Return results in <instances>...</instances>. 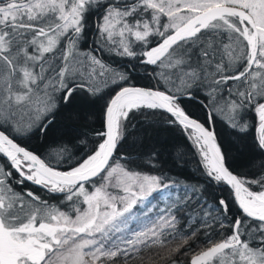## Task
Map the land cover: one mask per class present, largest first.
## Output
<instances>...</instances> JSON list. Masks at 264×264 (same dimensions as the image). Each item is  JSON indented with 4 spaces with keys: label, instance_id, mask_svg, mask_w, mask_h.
<instances>
[{
    "label": "snow or ice",
    "instance_id": "snow-or-ice-1",
    "mask_svg": "<svg viewBox=\"0 0 264 264\" xmlns=\"http://www.w3.org/2000/svg\"><path fill=\"white\" fill-rule=\"evenodd\" d=\"M0 264H264V0H0Z\"/></svg>",
    "mask_w": 264,
    "mask_h": 264
},
{
    "label": "trees",
    "instance_id": "trees-1",
    "mask_svg": "<svg viewBox=\"0 0 264 264\" xmlns=\"http://www.w3.org/2000/svg\"><path fill=\"white\" fill-rule=\"evenodd\" d=\"M91 42V38H89L88 43L91 44ZM96 108L97 106L92 105L89 99L86 97H80L75 101L76 110L88 111L96 110ZM193 111L196 112V109L193 108ZM197 115L202 116L203 113L197 112ZM248 118L253 122L255 120L251 114H249ZM55 121L57 130L50 133L49 139L55 138L60 133L70 129H76L79 132L91 133L93 127L99 126L98 121L90 122L84 119H73L72 111L69 109H62L59 115L56 116ZM132 123L135 124V129L129 128L128 131L133 132V138H135L136 135H142L146 131L149 135L145 138V143H151L155 142L157 136L159 135L162 141L165 159L168 158V151L171 149V146L175 144H182L188 152L191 153L192 151L188 141L178 130H160L153 128L146 129L143 124V118L140 116L134 117ZM217 127L221 133L224 147L233 152L234 159L231 162L232 168L235 169L238 174H243L249 178H254L257 175V170L250 168V165L254 159L259 158L261 155L254 145V137L257 135L256 128H249L247 134L243 136V139L241 140L234 134H231L230 130H226L224 125L219 121L217 122ZM237 144L246 146L242 155L237 151ZM192 167H195V165H192ZM176 174L182 177L191 176V172L187 167L183 169H177ZM50 202L54 203L55 201Z\"/></svg>",
    "mask_w": 264,
    "mask_h": 264
}]
</instances>
